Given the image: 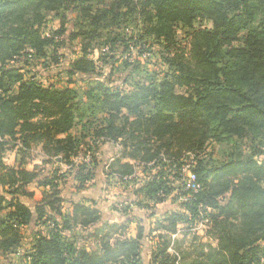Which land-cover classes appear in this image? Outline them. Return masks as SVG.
Returning <instances> with one entry per match:
<instances>
[{
  "label": "trees",
  "instance_id": "obj_1",
  "mask_svg": "<svg viewBox=\"0 0 264 264\" xmlns=\"http://www.w3.org/2000/svg\"><path fill=\"white\" fill-rule=\"evenodd\" d=\"M51 13L59 28L46 33ZM67 37L80 48L60 71L64 85L45 83L33 70L40 60L56 63ZM104 142L120 145L104 172L136 185L124 214L168 199L182 209L134 237L129 217L103 220L83 199L66 211L65 173L84 190ZM210 144L220 157L205 152ZM13 148L10 165L4 156ZM35 148L41 164L28 170ZM188 153L197 193L180 182ZM47 163L66 171L41 173ZM31 184L42 188L33 205ZM201 214L215 243L191 230ZM179 225L181 237H172ZM24 227L35 231L19 264H143L145 237L154 240L150 264H264V0H0V254L20 244Z\"/></svg>",
  "mask_w": 264,
  "mask_h": 264
},
{
  "label": "rangeland",
  "instance_id": "obj_2",
  "mask_svg": "<svg viewBox=\"0 0 264 264\" xmlns=\"http://www.w3.org/2000/svg\"><path fill=\"white\" fill-rule=\"evenodd\" d=\"M73 16H74V13L69 11L68 20L66 22L67 33L72 29V18H73ZM59 22H60V19H59L58 15H56L54 13L49 14V16L47 17V20L45 22V25L43 26L44 32L47 33V32L57 30L59 28ZM195 25L198 27L199 26L205 27V26H210V23L207 20L198 19V20H196ZM185 43H186V40L181 41V45H184ZM97 44H99V43H97ZM79 48H80L79 40L68 41V37H67L66 44L64 45L63 48H60L58 53H57V55L59 56L58 61L56 63L54 61H51L49 64H42L43 62L40 60V62H39L40 64L33 71L38 73L41 76V80H43L45 83L47 81H52V82L57 83L59 85H63L65 80H66V76L64 75L63 72H60V71H62L64 68H66L69 65V62L71 61V59L75 58L76 55H78ZM157 48L158 47L156 46L154 48V50L156 51ZM98 49H99L98 46H95L93 51L90 53V57L93 58L94 60H96L98 55H99ZM154 62L157 63L158 67H159V65H161L159 60L156 61V56H151L150 57V63H154ZM96 65L99 68L100 64L97 61H96ZM59 72H60V74H58ZM84 102H85V99L83 97L82 98L80 97V103H82V105H83ZM211 145L212 144L207 146V148L205 149V152L212 153L213 157H217V158L220 157V153L218 151H221L222 148L217 144H215V145L213 144L212 146ZM117 147L118 146L116 143H111V142H104L103 144L100 145L101 156L99 153L98 154L100 156V157L98 156V159H100L99 168L96 169L94 182H93V184H91L92 182L89 183L88 187H86L81 192V194L76 193V191L74 189L75 184H74V181L72 178L73 174L72 173H65L66 180L65 181L63 180V182L60 184L61 195L65 199L64 209L67 210L69 208V204H68L69 199H71V198L77 199L78 197H80L79 195H83L82 193H88L89 197L92 199L91 205L94 204L95 207L103 210V212L106 214L105 215L106 217L108 216L109 218H112L115 220H119L120 217H123V215L118 216V214L116 212H119V211H116V210L123 207V206H126L127 202H126V200L122 201V202H115L113 196L116 195V193L119 190V187L114 184L113 178L110 177L109 178L110 180L103 178L101 176L102 168H100L103 166L102 155L108 156V157L114 156L115 155L114 151L115 150L117 151ZM15 157H16V150L13 148V149L7 150L5 152L4 160L7 164L11 165V164H14ZM29 157H32V160H35L34 162L40 163L41 156L39 155V149L38 148L33 149L31 152V156H29ZM105 161H107L106 158H105ZM53 165H54V163H47L45 165H41V167H44V168L40 172L44 173V172L48 171L51 168V166H53ZM54 167H60L63 172L66 171V167L62 164H55ZM28 168H31V164L28 165ZM139 168H137L136 171H138L139 175H142L140 173L141 167H139ZM103 179L106 181V183L103 181ZM102 186L104 187V190L106 191L105 194L100 193ZM131 187H133V186H131ZM32 189L34 190L37 197H39L41 195V189L42 188L33 187ZM130 190H129V192H130ZM104 195H106V197ZM125 197H127V196H125ZM174 204H175V209H177V210L182 209L179 207L178 201L174 202ZM116 205H118L119 208L116 209ZM136 211H137V213H139V215H143V217L150 219V215H148L150 209H148V211L146 209L141 210V212L139 210H136ZM132 226H133V224L130 225V230H131ZM146 228H147V226H146ZM33 231H35V228H27V227L24 228L22 242L15 249H13L11 252L0 254V263L5 261L4 263L9 262L11 264H19L21 261H23V255L29 249V244L32 241ZM74 233H75V237L79 241V244L85 245V239H86L84 236L85 232H82L81 230H76V231H74ZM146 233H147V230H146ZM198 234H202V233L199 232ZM70 235H72V233ZM152 235H154V234H152ZM142 240L144 242L142 244V246L144 248V249L142 248L143 262H144V264H147V254L150 253L149 247H150L153 240H151L148 237H145ZM87 245L93 246L92 243H88Z\"/></svg>",
  "mask_w": 264,
  "mask_h": 264
},
{
  "label": "crops",
  "instance_id": "obj_3",
  "mask_svg": "<svg viewBox=\"0 0 264 264\" xmlns=\"http://www.w3.org/2000/svg\"><path fill=\"white\" fill-rule=\"evenodd\" d=\"M64 85V84H63ZM111 143H113V142H111ZM117 144V143H116ZM117 151L115 150L114 151V153H115V155L114 156H110V157H108V156H104V155H102V160H103V166L102 167H100V168H102V170H101V172H102V174H101V176L103 177V178H105V179H107V180H110L109 178L111 177V178H113L114 179V184L116 185V186H118L119 187V190H118V192L116 193V195L115 196H113V198H114V200H115V202H122V201H125L126 200V204L128 205V204H130V203H134L135 201H137V197L136 196H134V193H133V191H132V189L133 188H135L136 187V185H132L131 183L130 184H122V182L116 177V176H113V175H108V174H106L105 172H104V170H106V171H108V165H109V163L114 159V158H116V157H118L119 156V149H120V145L119 144H117ZM118 152V153H117ZM100 153V156H101V152H100V149H99V152H98V154ZM117 153V154H116ZM99 156V155H98ZM99 156V157H100ZM105 158H106V160L107 161H105ZM34 159V158H33ZM42 159V158H41ZM100 160V159H99ZM35 160H29V162H28V164L26 165V168L28 169V170H31L32 168H33V165L34 164H41V161H40V163H36V162H34ZM56 161H58V158L56 159ZM105 161V162H104ZM100 162V161H99ZM121 162H129V163H132V164H135V162L133 161V160H130L129 158H122L121 159ZM31 164V168H28V165H30ZM140 166H137L136 168H135V170L137 169V168H139ZM99 168V165H98V167H97V169ZM140 169V168H139ZM136 173H137V175H139L138 174V171H136ZM140 173L142 174V172L140 171ZM141 176V175H140ZM95 178V177H94ZM103 181L106 183V181L103 179ZM92 182V183H91ZM90 183L91 184H93V182H94V180H92ZM116 182V183H115ZM131 186H133V187H131ZM33 187H35V188H39V187H37L35 184H31V185H29V189H31V190H33L32 188ZM88 187V186H87ZM75 189V188H74ZM131 189V190H130ZM129 190H130V192H129ZM34 191V190H33ZM76 191V190H75ZM83 191V190H82ZM82 191H79V192H76V193H80L81 194V192ZM129 192V193H128ZM35 193V192H34ZM100 193H102V194H105L106 193V191L104 190V187L102 186V189L100 190ZM83 195H79L80 197H78L77 199H69L68 200V204H69V208L66 210V211H68V210H70V201L71 200H78V199H83V201H85V203L86 204H88V205H91V202H92V199L89 197V194L88 193H82ZM62 196V195H61ZM105 197H106V195H104ZM125 196H127V197H125ZM63 197V196H62ZM41 198H42V196L40 195L39 197H37L36 196V194H34V197L32 198V199H30V200H28L29 202V204H31V205H33L35 202H38V201H40L41 200ZM64 198V197H63ZM64 202H65V199H64ZM64 202H63V208H64ZM91 206H94V204L93 205H91ZM117 208H119L118 207V205H116V209ZM122 208V207H121ZM121 208H119V209H117L116 211H119V212H116L117 214H118V216H122L123 215V217H120V219L119 220H115V219H112V218H109L108 216L106 217L105 215V213L103 212V210H101V209H99V211L101 212V214H102V219L103 220H108L109 222H122V221H124L126 218H130V222H129V224H128V236H130V237H134L135 235H136V233H137V230H138V227L139 226H151L152 224H153V221H154V219L156 218V217H159L161 214H164L165 212H169V211H173V210H177V209H175V204H174V202L173 201H171L170 199H168V200H166L165 202H162V203H159V204H157L155 207H154V209H150V211H149V213H148V215H150V219H147V218H145V217H143V215H139V213H137V211L136 210H139L140 212H141V210H147L148 211V209L147 208H139V207H137V206H135V205H131L130 206V208H129V212L127 213V215H126V213L124 214V212H122L121 211ZM156 208V209H155ZM141 209V210H140ZM120 213V214H119ZM152 213H154L153 215H151ZM131 224H133V226L131 227V230H130V225ZM24 228H26V227H24ZM24 228L21 230L22 231V235H23V233H24ZM27 228H33V227H27ZM182 231H184L183 230V227L181 226V225H179L178 226V230H177V232H176V234H173V236L172 237H175V236H177V237H181V233H182ZM152 234H155V232H153ZM201 236V238H202V240L203 241H210L211 243H214L215 241L212 239H210V238H208V237H203V234H201L200 235ZM23 239V238H22ZM142 239H144V238H142ZM154 241V240H153ZM21 242H22V240H21ZM20 242V243H21ZM90 243H92V242H90ZM141 243L143 244L144 242H143V240L141 241ZM31 246V243L29 244V247ZM142 248H143V246H141V257H142V262H143V251H142ZM144 249V248H143ZM5 261H3V262H1L0 264H2V263H4ZM150 262V253L149 254H147V264H150L149 263ZM143 264H144V262H143Z\"/></svg>",
  "mask_w": 264,
  "mask_h": 264
},
{
  "label": "built area",
  "instance_id": "obj_4",
  "mask_svg": "<svg viewBox=\"0 0 264 264\" xmlns=\"http://www.w3.org/2000/svg\"><path fill=\"white\" fill-rule=\"evenodd\" d=\"M175 166V165H174ZM194 160L193 154L188 153L186 159L183 160L182 165L179 168L180 171V182L184 190L191 191L192 193H197L200 189V183H198L196 174L193 172ZM185 200L187 198H184ZM209 228V217L201 214L199 220L195 221L191 230L197 235L199 232L203 234V237H208L206 235V230Z\"/></svg>",
  "mask_w": 264,
  "mask_h": 264
}]
</instances>
